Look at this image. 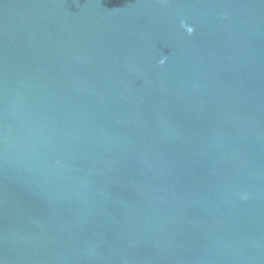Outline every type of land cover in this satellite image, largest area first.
I'll return each mask as SVG.
<instances>
[{"label": "water", "instance_id": "obj_1", "mask_svg": "<svg viewBox=\"0 0 264 264\" xmlns=\"http://www.w3.org/2000/svg\"><path fill=\"white\" fill-rule=\"evenodd\" d=\"M0 264H264V0H0Z\"/></svg>", "mask_w": 264, "mask_h": 264}, {"label": "clouds", "instance_id": "obj_2", "mask_svg": "<svg viewBox=\"0 0 264 264\" xmlns=\"http://www.w3.org/2000/svg\"><path fill=\"white\" fill-rule=\"evenodd\" d=\"M181 27L184 29V31L191 36L195 29L192 26L187 25L185 22L181 21ZM166 63V58L160 59L159 64L163 66Z\"/></svg>", "mask_w": 264, "mask_h": 264}]
</instances>
